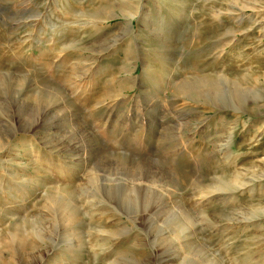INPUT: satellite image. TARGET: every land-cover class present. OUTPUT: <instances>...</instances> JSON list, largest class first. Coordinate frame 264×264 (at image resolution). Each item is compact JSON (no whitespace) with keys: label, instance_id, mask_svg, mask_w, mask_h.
Returning a JSON list of instances; mask_svg holds the SVG:
<instances>
[{"label":"rangeland","instance_id":"1","mask_svg":"<svg viewBox=\"0 0 264 264\" xmlns=\"http://www.w3.org/2000/svg\"><path fill=\"white\" fill-rule=\"evenodd\" d=\"M0 264H264V0H0Z\"/></svg>","mask_w":264,"mask_h":264}]
</instances>
